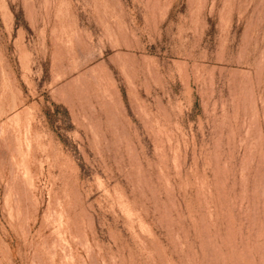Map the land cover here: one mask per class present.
<instances>
[{
	"label": "rangeland",
	"instance_id": "obj_1",
	"mask_svg": "<svg viewBox=\"0 0 264 264\" xmlns=\"http://www.w3.org/2000/svg\"><path fill=\"white\" fill-rule=\"evenodd\" d=\"M0 264H264V0H0Z\"/></svg>",
	"mask_w": 264,
	"mask_h": 264
}]
</instances>
